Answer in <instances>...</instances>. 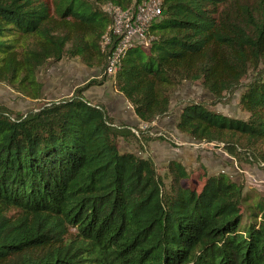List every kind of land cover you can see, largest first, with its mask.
I'll return each mask as SVG.
<instances>
[{"label": "trees", "instance_id": "trees-1", "mask_svg": "<svg viewBox=\"0 0 264 264\" xmlns=\"http://www.w3.org/2000/svg\"><path fill=\"white\" fill-rule=\"evenodd\" d=\"M0 0V82L40 99L47 64L81 58L104 67L112 3ZM149 50L127 47L114 84L145 122L168 116L175 91L199 81L211 101L183 103L178 130L245 150L264 164V0H163ZM26 112L0 105V264H264V194L227 172L170 159L162 171L148 128L116 123L85 91ZM242 88L246 119L210 106ZM135 146L124 150L121 142Z\"/></svg>", "mask_w": 264, "mask_h": 264}, {"label": "rangeland", "instance_id": "rangeland-1", "mask_svg": "<svg viewBox=\"0 0 264 264\" xmlns=\"http://www.w3.org/2000/svg\"><path fill=\"white\" fill-rule=\"evenodd\" d=\"M105 46L106 44L103 40L102 48ZM149 49L150 46H148L146 50ZM61 62L64 63V66L62 67L65 69H67V67L71 68L72 66L78 68V73L73 75L72 79L70 78L69 83H67L68 86L76 84L79 86L90 78H97L104 74V67L89 65L86 63L87 61H84L79 57L66 59ZM50 66L51 64H47L42 67L38 74L40 81L45 80L44 78L46 74L49 73ZM259 68L264 69V61H261L257 69H250L242 82H247L252 79L257 74ZM110 80L113 81V79ZM241 91L242 88L235 90L230 96L227 95L225 99L226 101L219 102L210 107L225 115L246 119L248 113L239 104ZM212 99L213 95L203 87L199 81H185L172 96L171 110L168 114L169 117H166L160 122L159 119L161 118H158L151 124H144L141 126L142 128H146L148 125V128L154 132L155 135L164 134L166 136L165 140L159 139L157 143V145L159 144V147H165L159 149L161 152L156 151L153 153V148L151 147L153 141L150 142V151L156 158L160 170L162 171L163 166L167 164V161L171 158H182L183 163L190 171H195L199 168L200 164H204L209 172L214 173L225 171L233 179L238 181L243 180L246 190L251 189L264 194V164L253 162L250 156L245 153L247 151L242 150L240 151L241 153L239 156L235 157L232 156L223 145L220 146L209 142H198L177 129V119L173 115L177 114L176 116L178 118L179 111L184 102L188 100L208 102ZM40 101V99L25 97L5 83L0 82V105H6L14 112H26L38 107ZM168 122L170 125L167 124ZM121 148L124 150H136L135 146L131 144L126 146L123 141L121 142ZM166 148L168 151L165 150ZM188 150L190 152H186ZM187 154H191L189 155V159L185 158Z\"/></svg>", "mask_w": 264, "mask_h": 264}, {"label": "built area", "instance_id": "built-area-1", "mask_svg": "<svg viewBox=\"0 0 264 264\" xmlns=\"http://www.w3.org/2000/svg\"><path fill=\"white\" fill-rule=\"evenodd\" d=\"M162 4L163 0H140L125 8L112 3L104 6V9L113 18L109 30L104 35V42L107 45L113 41L114 37L119 38L116 46L112 48L107 56L104 74L109 79L115 81L117 72L121 66V58L128 46L138 44L146 50L151 45V36L148 35L149 26L153 21L160 19ZM153 122L155 120L150 123L145 122L144 124H151ZM152 133L154 134V132Z\"/></svg>", "mask_w": 264, "mask_h": 264}, {"label": "crops", "instance_id": "crops-1", "mask_svg": "<svg viewBox=\"0 0 264 264\" xmlns=\"http://www.w3.org/2000/svg\"><path fill=\"white\" fill-rule=\"evenodd\" d=\"M62 66H64L63 62L51 64V66L49 67V73H47L44 78L45 80L44 81L41 80V82L43 83L42 95L40 98L41 101L57 100L64 96H70L73 93L77 84L73 86L71 85L68 86L67 83H69L70 78L71 79L73 78V75L78 73V68L72 66L71 68L67 67V69H65ZM85 96L92 103L103 104L108 114L114 118V121L116 123L123 122L129 125H138V126H142L145 123V121L141 120L140 117L136 114L134 107L132 103L129 101V99L126 98V96L123 93L118 91L114 82L109 78L102 85H93L90 88H88L85 91ZM176 115L177 114H174L173 116H175V118L177 119ZM166 117L159 119V122L165 119ZM167 124L170 125L169 122ZM124 143L126 144V146L130 145V143L127 142ZM157 143L158 140H153V142L151 143V147L153 148L152 150L153 153L156 151L161 152V150H159L161 147L165 148L164 146L159 147V144L157 145ZM127 150H132V149H127ZM165 150L168 151L167 148ZM186 152H190V151L188 150ZM189 155L191 154H187L185 158L189 159L190 157ZM171 159H178L183 162L182 158L174 157Z\"/></svg>", "mask_w": 264, "mask_h": 264}]
</instances>
